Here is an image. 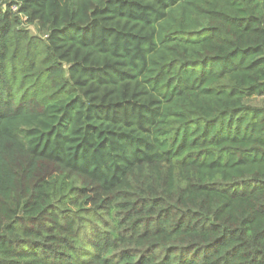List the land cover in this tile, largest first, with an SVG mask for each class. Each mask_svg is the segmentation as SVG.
Returning a JSON list of instances; mask_svg holds the SVG:
<instances>
[{
    "label": "trees",
    "instance_id": "obj_1",
    "mask_svg": "<svg viewBox=\"0 0 264 264\" xmlns=\"http://www.w3.org/2000/svg\"><path fill=\"white\" fill-rule=\"evenodd\" d=\"M263 94L264 0H0V264H264Z\"/></svg>",
    "mask_w": 264,
    "mask_h": 264
},
{
    "label": "rangeland",
    "instance_id": "obj_2",
    "mask_svg": "<svg viewBox=\"0 0 264 264\" xmlns=\"http://www.w3.org/2000/svg\"><path fill=\"white\" fill-rule=\"evenodd\" d=\"M29 28H30L31 32H33V33H38L39 32L33 26H30ZM247 102L252 104V105L264 106V94L260 95V96H254V97L248 98Z\"/></svg>",
    "mask_w": 264,
    "mask_h": 264
},
{
    "label": "built area",
    "instance_id": "obj_3",
    "mask_svg": "<svg viewBox=\"0 0 264 264\" xmlns=\"http://www.w3.org/2000/svg\"><path fill=\"white\" fill-rule=\"evenodd\" d=\"M16 8V7H15Z\"/></svg>",
    "mask_w": 264,
    "mask_h": 264
}]
</instances>
